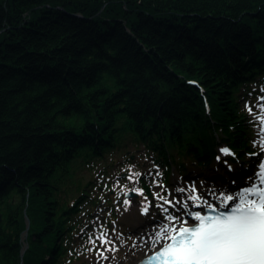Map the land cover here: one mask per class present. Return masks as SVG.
<instances>
[{"label":"trees","instance_id":"trees-1","mask_svg":"<svg viewBox=\"0 0 264 264\" xmlns=\"http://www.w3.org/2000/svg\"><path fill=\"white\" fill-rule=\"evenodd\" d=\"M259 85L264 0H0V264L75 261L131 144L168 177L250 156Z\"/></svg>","mask_w":264,"mask_h":264},{"label":"rangeland","instance_id":"rangeland-1","mask_svg":"<svg viewBox=\"0 0 264 264\" xmlns=\"http://www.w3.org/2000/svg\"><path fill=\"white\" fill-rule=\"evenodd\" d=\"M253 86L256 85L252 83L251 87L253 88ZM255 94L256 96L252 99L241 96L239 100L242 108L247 111L251 128L255 127V131L249 135L253 139V148L255 149L251 152L259 153V155H250L244 159H239L233 156L234 154L225 156L220 152V159L215 160L212 164H201L198 161L188 159L185 162V169L175 165L171 168L168 177L166 174L167 166L155 162L154 153H148L146 147L141 146L137 149L135 145L131 144L129 150L118 157V161L114 163L116 166L112 170L118 175L122 172L123 176L118 177L116 175L107 184L103 182L99 184V189H94V194L99 195L101 202L94 209L88 211L91 215L87 214L88 212L81 214V218L77 222V231L72 238L73 242L69 243L66 250V253L70 255L69 251L71 247H74L73 249L77 250L78 258L69 264H118L117 260L121 258L139 253L143 249L148 250V242H145L148 240L145 236L151 230L158 229L160 225L157 222L161 220L163 215L168 214L162 213L161 209L156 207L162 202L155 198V193L167 195V190H171L173 196H183L184 199H187L190 193H176L174 189L178 186L188 187L192 182H195L196 188H200L201 182L203 184L211 182L212 186H217V182H219L227 186V192H235L250 186L251 181L248 180V177L258 170V163L264 160V152L261 151L258 134L260 127L258 116L261 113L258 104H264V100H261V97H264L263 85L258 86ZM248 107L252 108L251 113H249ZM231 153L233 152L231 151ZM115 155L117 156L118 153ZM107 161H109L108 163L113 162L111 159ZM130 173H143L144 175L128 180L126 176ZM149 173L152 175H148ZM153 178L159 185L165 186L166 191L162 192L161 187L153 182ZM233 180L235 183H231ZM142 182L145 183L144 187L148 186L147 189L142 187ZM134 188L143 189V194L134 191L136 196L126 197L125 194ZM109 190L112 194H108ZM105 196L111 200V203H108L109 200L105 199ZM145 197H147V201H151L147 215L142 214V207L147 202ZM171 198L169 197V199ZM125 199L130 201V205L123 203ZM165 207L169 206L165 205ZM169 212L182 214L177 213L171 207H169ZM188 223L190 224L192 221L188 220ZM29 224L30 222H28V229ZM101 233H104L109 241L107 245L97 239ZM92 241H96V243H92ZM134 244L135 247H133ZM109 248L113 251H108ZM104 256L108 259H104Z\"/></svg>","mask_w":264,"mask_h":264},{"label":"snow or ice","instance_id":"snow-or-ice-1","mask_svg":"<svg viewBox=\"0 0 264 264\" xmlns=\"http://www.w3.org/2000/svg\"><path fill=\"white\" fill-rule=\"evenodd\" d=\"M261 100H264V97H261ZM258 107L261 109L258 116L259 144L264 152V104H258ZM248 111L251 113L252 108L248 107ZM219 151L225 156L233 154L227 147ZM219 159L220 157H217V160ZM257 169L248 177L250 186L227 194L221 190V194L216 197L218 204L204 198L197 190L195 182L188 187L178 186L174 189L176 193H190L187 199L183 196H173L171 190H167V195L155 193V198L162 202L156 207L160 208L162 213L168 214L163 215L157 222L160 226L150 238L151 248L158 247L159 250L147 256L141 264H264V160L258 163ZM143 175L130 173L126 179L132 180ZM153 182L161 187L162 192L166 191L165 186L159 185L154 178ZM220 187L223 189V185ZM131 191L143 194V189L134 188ZM212 191L214 193L216 189L213 188ZM188 201L195 203L196 207H206L207 212L190 210ZM123 203L130 205L127 199ZM165 205L182 214L170 213L169 207ZM149 207L151 201L144 204L142 214L147 215ZM188 220L192 223L189 224ZM97 239L105 245L109 243L104 233ZM107 250L113 251L111 248ZM103 258L108 259L106 256Z\"/></svg>","mask_w":264,"mask_h":264},{"label":"bare ground","instance_id":"bare-ground-1","mask_svg":"<svg viewBox=\"0 0 264 264\" xmlns=\"http://www.w3.org/2000/svg\"><path fill=\"white\" fill-rule=\"evenodd\" d=\"M210 179H212V178H210ZM217 183H218L217 186H212L213 184H211V182H210V183L203 184V186H200V188H197L199 193L202 196H204V198L208 199L209 202H211L213 204H218L216 197L221 194V190H223L225 192V194H227L229 192H233V191L227 192V190H226L227 186L226 185H223L219 182H217ZM221 185H223V189H221V187H220ZM213 188L216 189V191L214 193L212 191ZM188 204H190L189 209L192 211H199L202 213L203 211H205V209H207L206 207H203V206L202 207H196L195 203H193L192 201H189ZM156 230L157 229L151 230L150 233L145 236L148 240L147 241L148 245H149L148 250L143 249L139 253L131 254L128 257L121 258L120 260H117L119 262L118 264H141V261H143L144 258H146L154 250H157L158 247L156 249L151 248V240H150V238L153 236V234Z\"/></svg>","mask_w":264,"mask_h":264},{"label":"water","instance_id":"water-1","mask_svg":"<svg viewBox=\"0 0 264 264\" xmlns=\"http://www.w3.org/2000/svg\"><path fill=\"white\" fill-rule=\"evenodd\" d=\"M126 175V174H125ZM135 195V193L133 192V191H130V192H127L126 193V197H132V196H134ZM2 219H3V215H2V213H1V211H0V222L2 221ZM28 222H30V220L28 219Z\"/></svg>","mask_w":264,"mask_h":264}]
</instances>
